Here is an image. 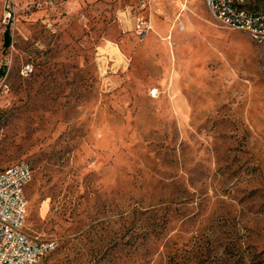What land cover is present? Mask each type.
Masks as SVG:
<instances>
[{"label": "rangeland", "instance_id": "rangeland-1", "mask_svg": "<svg viewBox=\"0 0 264 264\" xmlns=\"http://www.w3.org/2000/svg\"><path fill=\"white\" fill-rule=\"evenodd\" d=\"M0 70L39 264H264V50L203 0H0Z\"/></svg>", "mask_w": 264, "mask_h": 264}, {"label": "built area", "instance_id": "built-area-1", "mask_svg": "<svg viewBox=\"0 0 264 264\" xmlns=\"http://www.w3.org/2000/svg\"><path fill=\"white\" fill-rule=\"evenodd\" d=\"M252 0H203L213 19L222 26L244 32L264 50V11L254 9ZM141 34L143 21L136 23ZM155 90H151L153 96ZM33 172L26 162H18L0 171V264H39L56 244L30 237L25 232L28 202L26 187Z\"/></svg>", "mask_w": 264, "mask_h": 264}, {"label": "trees", "instance_id": "trees-1", "mask_svg": "<svg viewBox=\"0 0 264 264\" xmlns=\"http://www.w3.org/2000/svg\"><path fill=\"white\" fill-rule=\"evenodd\" d=\"M255 9V8H254ZM10 45V34L8 31L5 32L4 35V47H8ZM5 74L4 70H0V76ZM155 229H146L137 233H132V235L127 238L126 241H123L118 244V248L121 252L128 254H136L139 253L140 250H144L150 244L155 243L154 241V231Z\"/></svg>", "mask_w": 264, "mask_h": 264}]
</instances>
